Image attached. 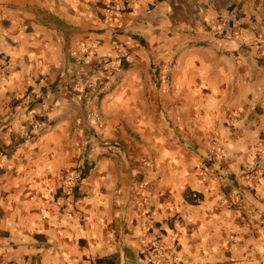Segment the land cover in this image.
Segmentation results:
<instances>
[{
  "label": "crops",
  "instance_id": "crops-1",
  "mask_svg": "<svg viewBox=\"0 0 264 264\" xmlns=\"http://www.w3.org/2000/svg\"><path fill=\"white\" fill-rule=\"evenodd\" d=\"M122 55L98 122L81 89ZM6 61L0 264H154L160 246L172 264H264V171L244 182L264 151V0H0ZM82 158L89 173L65 196ZM236 187L259 209L252 223Z\"/></svg>",
  "mask_w": 264,
  "mask_h": 264
},
{
  "label": "built area",
  "instance_id": "built-area-1",
  "mask_svg": "<svg viewBox=\"0 0 264 264\" xmlns=\"http://www.w3.org/2000/svg\"><path fill=\"white\" fill-rule=\"evenodd\" d=\"M127 4L126 2L118 3V4H112L110 5L106 10V14H112L115 11H125L127 10ZM219 33H223V31H219ZM92 58L91 54H84L79 57L80 60L90 59ZM131 61L128 59L127 55L121 56V61L119 64H110L105 68L104 75L95 80V81H89L86 83V86L81 89V95L85 102V104L88 106V115L89 117L95 119L96 121H101V116L99 114V108H100V100L101 97L104 94H107L110 92L114 87V82L112 80V77L114 74L118 71H121L123 68V64L130 63ZM10 70V63L6 61L4 64L0 66V74L1 75H7ZM166 83L171 82V73L170 69H166V75L164 78ZM25 102H28V99H24ZM37 131L32 132H24V138L26 141L33 142L35 136L41 132L44 131L47 128V123L45 121H38L36 123ZM97 149H103L105 154H113V155H119L121 154V150L117 146H110V144L102 143L97 144L95 146ZM1 156H5V154H1ZM224 155V151L221 148L213 147L210 150V156L211 157H222ZM200 171L203 173V176L207 175V171L209 169V159H204L201 161L199 165ZM264 171V151H262L256 158V160L245 170V176H244V182L248 186H252L259 175ZM85 180V162L84 158L81 159L79 166L77 169L73 172V174L63 182L62 184V192L65 196L73 195L75 191H77L83 184ZM193 198L195 200H199V193L193 192ZM233 203L237 207L241 213H244L245 219L247 222L252 223L254 221V216L256 213L259 212V209L256 208L246 197L245 193L242 191L240 187H236L233 191ZM262 220L264 222V212H260ZM154 254V264H172L175 261L179 260V255L175 248L171 247H156L153 250Z\"/></svg>",
  "mask_w": 264,
  "mask_h": 264
},
{
  "label": "trees",
  "instance_id": "trees-1",
  "mask_svg": "<svg viewBox=\"0 0 264 264\" xmlns=\"http://www.w3.org/2000/svg\"><path fill=\"white\" fill-rule=\"evenodd\" d=\"M124 67H125V68L128 67V64H124ZM40 120L45 121V119H44L43 117H40ZM84 162H85V165H86V170H85V178H86L87 175H88V173H89V170H90V167H91V166L88 165V160L85 159V158H84ZM200 197H201V196H200V194H199V199H200ZM188 198H189V201L192 202V203H197V201H198V200H195V199L193 198V192L190 193V195L188 196Z\"/></svg>",
  "mask_w": 264,
  "mask_h": 264
}]
</instances>
